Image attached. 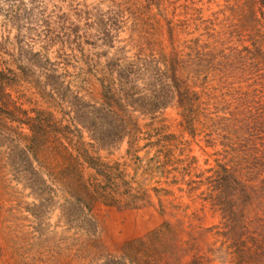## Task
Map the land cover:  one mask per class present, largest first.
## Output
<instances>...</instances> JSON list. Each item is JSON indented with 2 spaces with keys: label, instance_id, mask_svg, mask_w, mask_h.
Instances as JSON below:
<instances>
[{
  "label": "rangeland",
  "instance_id": "obj_1",
  "mask_svg": "<svg viewBox=\"0 0 264 264\" xmlns=\"http://www.w3.org/2000/svg\"><path fill=\"white\" fill-rule=\"evenodd\" d=\"M0 264H264V0H0Z\"/></svg>",
  "mask_w": 264,
  "mask_h": 264
}]
</instances>
